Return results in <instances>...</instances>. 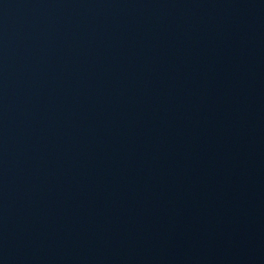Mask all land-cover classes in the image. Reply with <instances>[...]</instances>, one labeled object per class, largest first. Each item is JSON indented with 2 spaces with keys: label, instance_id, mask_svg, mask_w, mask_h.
<instances>
[{
  "label": "water",
  "instance_id": "1",
  "mask_svg": "<svg viewBox=\"0 0 264 264\" xmlns=\"http://www.w3.org/2000/svg\"><path fill=\"white\" fill-rule=\"evenodd\" d=\"M0 264H264V0H0Z\"/></svg>",
  "mask_w": 264,
  "mask_h": 264
}]
</instances>
